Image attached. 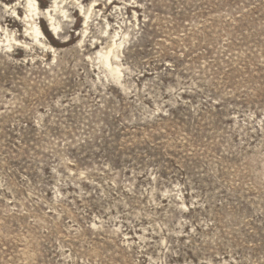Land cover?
Wrapping results in <instances>:
<instances>
[{
    "label": "rangeland",
    "instance_id": "1",
    "mask_svg": "<svg viewBox=\"0 0 264 264\" xmlns=\"http://www.w3.org/2000/svg\"><path fill=\"white\" fill-rule=\"evenodd\" d=\"M58 3L0 0V264H264V0Z\"/></svg>",
    "mask_w": 264,
    "mask_h": 264
},
{
    "label": "bare ground",
    "instance_id": "2",
    "mask_svg": "<svg viewBox=\"0 0 264 264\" xmlns=\"http://www.w3.org/2000/svg\"><path fill=\"white\" fill-rule=\"evenodd\" d=\"M51 1H52L51 2V6L48 7L47 9H45L42 12L40 10L39 6L36 3V0H27V4H28V9H29L30 15L26 16L25 19L30 18V20H31L33 18V15L34 16H39L40 18L43 19V17H42V15H43L46 18H48V20L50 21V23H51L50 26L52 27L53 31L54 32H57L60 29V24L56 22V20H55V18L53 16V13L56 12L59 9V4L60 3H58V0H51ZM92 13H93V10L91 12L87 11V13L86 12L84 13L85 14L86 21H88L91 18ZM32 30H33V35L35 36L36 39L37 38H40V36H42L41 30H40V28L36 24L33 26ZM86 32H88V31H86ZM114 46H116V43L113 45V47ZM119 47H117V48H119ZM117 57L118 56H116L114 54V49H110L109 50V48H108V51H106L105 53H103V52H100L99 53V61H100V63H102V65H104L106 68H108V70H110L113 75H116V77H119V75H120L119 68L116 67L114 65V63H113V59H116Z\"/></svg>",
    "mask_w": 264,
    "mask_h": 264
}]
</instances>
